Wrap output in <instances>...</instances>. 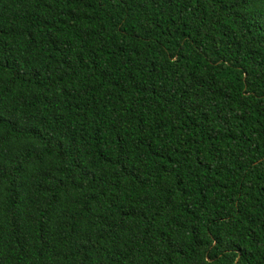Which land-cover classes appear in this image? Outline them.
<instances>
[{"label":"trees","instance_id":"1","mask_svg":"<svg viewBox=\"0 0 264 264\" xmlns=\"http://www.w3.org/2000/svg\"><path fill=\"white\" fill-rule=\"evenodd\" d=\"M0 264H264V0H0Z\"/></svg>","mask_w":264,"mask_h":264}]
</instances>
